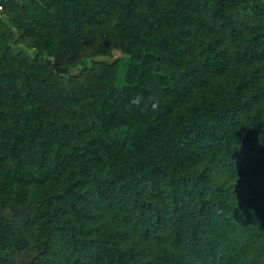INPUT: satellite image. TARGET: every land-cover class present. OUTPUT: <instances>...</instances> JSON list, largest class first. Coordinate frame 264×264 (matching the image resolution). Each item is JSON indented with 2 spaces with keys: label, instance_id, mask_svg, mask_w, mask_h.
<instances>
[{
  "label": "rangeland",
  "instance_id": "rangeland-1",
  "mask_svg": "<svg viewBox=\"0 0 264 264\" xmlns=\"http://www.w3.org/2000/svg\"><path fill=\"white\" fill-rule=\"evenodd\" d=\"M17 1V10L5 5L0 13V100L5 102L0 103V264L101 261L94 257L91 246L84 252L73 248L68 230L81 231L91 239L113 237L121 245L143 249L150 256L164 251L167 245L141 240L138 231L130 229L131 222L117 219L108 205L110 184L102 183V195L93 189L86 174L96 166H124L125 160H130L142 145L139 138L131 145L113 136L125 115L118 104L110 108L112 118H106L102 126L92 123L91 109L111 84L123 87L129 83L127 68L116 66L119 59H144L158 52L163 56L161 50L146 41L156 34L152 16L141 14L144 8L137 7V0ZM69 1L77 3L83 9L81 13L73 15ZM144 3L153 15L167 7L160 0ZM131 24L133 33L128 28ZM162 61L154 59L149 66L172 71ZM55 63L67 72L56 71ZM145 81L147 91L139 95L147 106L144 121L155 122L145 142L159 151H151L154 155L149 159L150 165L202 171L209 165L208 158L198 152L205 140L218 145L217 133L197 129L185 139L176 135V129L194 109L201 110L216 99L220 83L214 80L198 88L183 84L178 92H170L155 82ZM257 92L255 88L253 93ZM252 105L253 109H264V99ZM54 121L69 124L62 133L66 145L65 156L60 160L43 162L32 147L15 148L18 136L24 135V143L30 142L28 135L41 132L44 124ZM73 124L78 126L84 144L70 129ZM141 153L147 155L145 151ZM23 158L29 160L31 171L26 170ZM210 174L217 185L235 182L222 168L212 167ZM147 195L165 207L159 193ZM253 259V254L241 255L232 264Z\"/></svg>",
  "mask_w": 264,
  "mask_h": 264
},
{
  "label": "trees",
  "instance_id": "trees-1",
  "mask_svg": "<svg viewBox=\"0 0 264 264\" xmlns=\"http://www.w3.org/2000/svg\"><path fill=\"white\" fill-rule=\"evenodd\" d=\"M160 1L167 7L156 15L145 8V0H137V7L144 8L141 14L146 18L152 16L156 34L146 41L163 56L158 52L144 59H119L116 66L127 68L129 83L123 87L111 84L91 109L92 123L102 126L106 118H112L110 108L118 104L125 115L113 136L131 145L139 138L142 145L124 166H96L86 174L93 189L102 195V183L110 184L108 205L117 219L131 222L130 229L137 230L141 240L167 247L150 256L143 249L121 245L113 237L91 239L76 230H68V237L72 247L81 252L91 246L94 257L101 259L95 264H232L239 256L252 254L253 261L240 264H264L263 259L259 261L264 257V109H253L252 105L264 99V0ZM0 3L3 8L20 7L17 0ZM69 4L73 15L83 10L75 2ZM51 14L63 26L58 15ZM30 15L36 18L35 13ZM131 26H127L129 30ZM150 59L163 60L172 71L149 66ZM2 61L3 57L0 65ZM2 75L0 66V78ZM145 78L170 92H178L183 84L198 88L214 80L220 83L216 99L201 110L194 109L176 129V135L185 139L197 129L217 133L218 145L205 140L198 152L208 158L209 165L202 171L150 165L151 151H159L145 142L155 126L153 120L144 121L147 106L139 98L147 91ZM255 88L257 93H253ZM72 126L84 144L78 126ZM67 127L65 122L46 123L41 132L28 135L30 142L24 143L27 137L18 136L15 148L28 145L43 162L60 160L65 156L62 133ZM144 151L147 155L141 153ZM23 161L31 171L29 160ZM212 167L226 170L235 179L233 185L214 184ZM148 192L159 193L165 207L153 201Z\"/></svg>",
  "mask_w": 264,
  "mask_h": 264
},
{
  "label": "water",
  "instance_id": "water-1",
  "mask_svg": "<svg viewBox=\"0 0 264 264\" xmlns=\"http://www.w3.org/2000/svg\"><path fill=\"white\" fill-rule=\"evenodd\" d=\"M55 68H56V71H58L59 73H65L68 70L66 68H60L58 63H55Z\"/></svg>",
  "mask_w": 264,
  "mask_h": 264
},
{
  "label": "built area",
  "instance_id": "built-area-1",
  "mask_svg": "<svg viewBox=\"0 0 264 264\" xmlns=\"http://www.w3.org/2000/svg\"><path fill=\"white\" fill-rule=\"evenodd\" d=\"M3 9H4L3 5L0 3V13L2 12Z\"/></svg>",
  "mask_w": 264,
  "mask_h": 264
}]
</instances>
